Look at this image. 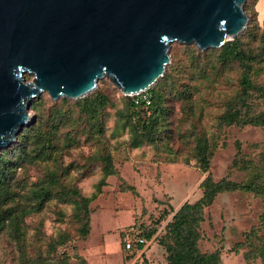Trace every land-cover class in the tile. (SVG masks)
<instances>
[{
    "label": "rangeland",
    "instance_id": "obj_1",
    "mask_svg": "<svg viewBox=\"0 0 264 264\" xmlns=\"http://www.w3.org/2000/svg\"><path fill=\"white\" fill-rule=\"evenodd\" d=\"M244 9L248 24L237 37L244 51L258 55L244 111L255 114L264 110V0H245ZM220 48L198 53L195 45L172 42L167 79L155 84L166 106L155 142L132 144L141 132L129 106L136 95L124 94L110 78L84 98L54 100L48 92L34 98L22 132L34 120L40 126L54 102L68 118L52 128L51 141L35 129L28 132L30 147L39 143L44 151L25 159L0 187V220L6 219L0 264H169L168 224L185 203L203 196L208 176L264 187V126L221 118L226 102L242 91L243 69L236 60L223 63ZM97 95L106 101L94 111L78 104ZM199 136L213 148L207 171L196 155ZM19 140L0 153L12 160ZM109 157L112 173L106 169ZM203 217L201 252H218L221 264H264V192L222 191ZM132 234L147 239L142 249H127Z\"/></svg>",
    "mask_w": 264,
    "mask_h": 264
},
{
    "label": "water",
    "instance_id": "obj_2",
    "mask_svg": "<svg viewBox=\"0 0 264 264\" xmlns=\"http://www.w3.org/2000/svg\"><path fill=\"white\" fill-rule=\"evenodd\" d=\"M244 3L0 0V149L17 139L42 92L84 98L107 77L139 95L165 75L172 42L206 50L239 36L248 24Z\"/></svg>",
    "mask_w": 264,
    "mask_h": 264
},
{
    "label": "trees",
    "instance_id": "obj_3",
    "mask_svg": "<svg viewBox=\"0 0 264 264\" xmlns=\"http://www.w3.org/2000/svg\"><path fill=\"white\" fill-rule=\"evenodd\" d=\"M188 45H195L198 47L196 44ZM200 50L202 51L198 53H205V50ZM220 53V60L223 63L236 60L243 69L241 80L243 86L242 91L236 98L226 102L227 110L222 115V120L227 124L237 123L241 126L248 124L264 126V110L255 114H249V109L247 110V114L244 111V108L248 107V98L251 96L250 89L253 86L250 71L253 67L252 63L257 59L258 55L244 51L239 37L221 46ZM168 69L169 67L167 66V70ZM26 75H29V73ZM166 79L167 74H165L160 83ZM157 85L145 91L148 95L143 93L144 95H136L129 100L132 116L135 118L136 123L141 125V132L134 133L132 137V144L134 146H140L145 141L155 142L159 139L157 131L161 126L160 119L166 111V106L163 102V93L155 88ZM144 96H147V99H145ZM148 100L150 103H147ZM81 101H78V104L81 108H84L85 112H88L94 111L97 103H105L106 97L97 95L95 97L85 98ZM58 105V102H54L51 106L53 110L51 109L52 111L46 116V119L42 120V123L40 122V126H37L36 120H34L28 130L18 135L20 140L15 147L12 148L14 157L12 160L7 159L5 155L0 153V187H6L7 184H9L8 180L10 179V175L21 166L20 164L25 159L35 157L37 153H40L42 150L44 151L43 146L37 145L39 143H35L36 146L32 148L30 147V141H28L27 135L29 131H32L31 129L36 130L34 132L35 135H39V137L48 136L47 141H51V138L53 139L55 137L52 128H58L62 123H65L68 117L64 115L65 111L58 107ZM49 123H51V129L49 131H43V127L47 126ZM21 138L24 139L22 142H20ZM52 147H54V145ZM195 150L200 167L202 170L207 171L213 157L212 145L209 144L206 138L199 136L197 137ZM106 169L108 173L114 172L110 157ZM201 186L204 189L203 196L193 204L185 203L179 211L175 213L173 220L168 224V234L171 238V242L166 243V248L169 252V264H221L218 252L203 253L199 248V240L201 239L199 228L204 219L203 211L205 206L210 205L214 201L216 195L225 190L264 192L263 185L257 184L255 180L237 183L227 180L226 178L214 181L211 176H208ZM5 220V218L0 220V227H2V223ZM84 232H88L87 227H85ZM154 232L155 229L147 232V237H151ZM138 236L140 235L138 234ZM143 247L144 244L138 243L136 238H133V245L130 249H142Z\"/></svg>",
    "mask_w": 264,
    "mask_h": 264
},
{
    "label": "built area",
    "instance_id": "obj_4",
    "mask_svg": "<svg viewBox=\"0 0 264 264\" xmlns=\"http://www.w3.org/2000/svg\"><path fill=\"white\" fill-rule=\"evenodd\" d=\"M144 97H145V99H147V96H144ZM147 103H150V101L148 100ZM133 238H136V241L140 244L145 245L147 243V239L144 236H138V234L137 235L132 234L131 236H129L125 239L127 249H130L132 247Z\"/></svg>",
    "mask_w": 264,
    "mask_h": 264
}]
</instances>
